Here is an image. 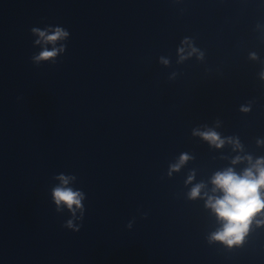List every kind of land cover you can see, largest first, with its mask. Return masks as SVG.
<instances>
[{
  "label": "clouds",
  "instance_id": "clouds-1",
  "mask_svg": "<svg viewBox=\"0 0 264 264\" xmlns=\"http://www.w3.org/2000/svg\"><path fill=\"white\" fill-rule=\"evenodd\" d=\"M33 33L38 35L40 39L37 44L48 45L53 47L49 50L45 47L39 55L33 59L39 63L54 59L58 53L64 51V46L56 47L58 41H62L69 36V33L61 27H55L51 30L32 29ZM181 53L183 49L179 50ZM195 51V49H193ZM184 57H182L183 59ZM167 63L166 60L163 61ZM206 140L215 143L217 147L221 146L223 141H220L219 136L215 132L200 133ZM187 159V156L181 157V163ZM262 161H257L254 166L257 170V175H254L252 170H246L243 176H238L231 169L224 173H217L213 178V183L223 191L224 195L214 202L209 199V206L213 208L218 217L224 221L223 230L214 234L213 239L223 241L228 245L239 243L242 241L244 234L247 232L252 218L264 209V199H262L260 190L264 188V167H261ZM179 165L173 166V170H178ZM60 184L52 191L53 201L59 210L62 206L67 207L70 212H75L76 209L83 210L82 201L84 193L79 190H73L68 187L70 180L75 177L61 174L57 177ZM201 185L194 187L190 193L191 197L195 198L200 194ZM67 227L72 228V221L69 220ZM78 230V229H76Z\"/></svg>",
  "mask_w": 264,
  "mask_h": 264
}]
</instances>
